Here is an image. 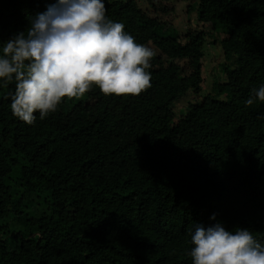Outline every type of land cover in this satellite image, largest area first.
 Returning <instances> with one entry per match:
<instances>
[{
  "label": "trees",
  "instance_id": "trees-1",
  "mask_svg": "<svg viewBox=\"0 0 264 264\" xmlns=\"http://www.w3.org/2000/svg\"><path fill=\"white\" fill-rule=\"evenodd\" d=\"M54 2L0 0V42ZM144 7L105 0L109 19L160 54L168 79L149 68L138 95L93 87L31 125L12 115L14 82L0 87V264H191L194 224L217 221L264 242V102L245 104L264 84V59L242 64L264 42V0H197V22L218 27L224 58L236 60L220 68L223 91L207 93L206 31L165 36L167 3ZM151 145L167 150L139 151Z\"/></svg>",
  "mask_w": 264,
  "mask_h": 264
},
{
  "label": "clouds",
  "instance_id": "clouds-1",
  "mask_svg": "<svg viewBox=\"0 0 264 264\" xmlns=\"http://www.w3.org/2000/svg\"><path fill=\"white\" fill-rule=\"evenodd\" d=\"M105 13V0H55L26 30L0 42V87L15 84L13 116L31 125L34 113L44 119L93 87L104 95H138L151 87L153 49ZM255 101L264 102V84L245 104ZM189 243L191 264H264V242L248 228L194 224Z\"/></svg>",
  "mask_w": 264,
  "mask_h": 264
},
{
  "label": "rangeland",
  "instance_id": "rangeland-1",
  "mask_svg": "<svg viewBox=\"0 0 264 264\" xmlns=\"http://www.w3.org/2000/svg\"><path fill=\"white\" fill-rule=\"evenodd\" d=\"M141 3V6L143 8L146 5V0H138ZM167 3L168 11L165 14H162V18L167 21V25L161 28L160 33L165 36H175V37H183L186 34L188 30H204L206 31L205 39H210V42L207 46L210 45V47H205L203 50V62H204V68H203V75H204V82L202 84V90L203 92H209L213 89L217 90V92L221 89L223 91V88H220V68L223 67L224 63H230L235 64L236 60L225 59L222 53V48L218 43H216V40H221L224 38V33L217 27H213L211 24H201L197 22V0H164ZM117 21V20H114ZM119 21V20H118ZM121 22V21H119ZM124 25V24H123ZM124 30H127L130 35L134 37V32L129 30L124 25ZM137 43L145 44L149 47H151L155 53V55L151 58L150 61V69H152L155 72V75L157 77L168 79L170 77L169 69L164 64V62L161 59L160 54L152 47L150 44H146L142 39L134 38ZM212 45H215L214 47ZM264 59V42L262 41H256L254 47L249 48L245 58L242 60V64L244 65L243 70H246L250 67V64L253 61L256 60H263ZM239 84H242L243 82V73L241 72L239 74ZM235 91V90H234ZM228 95V94H226ZM229 95H232L231 91L229 92ZM192 97L196 96L195 94H191ZM225 95H222L224 97ZM154 146V145H153ZM143 147L139 151L142 154H145L147 156H152V152L155 154H158L160 152L164 151L158 149L156 146L153 147ZM165 148V147H164ZM197 154V153H195ZM169 161H172L171 158L168 159ZM132 201V200H130ZM134 203V202H133ZM133 203L130 205L128 198H126L124 195L122 196L121 204L133 208Z\"/></svg>",
  "mask_w": 264,
  "mask_h": 264
}]
</instances>
